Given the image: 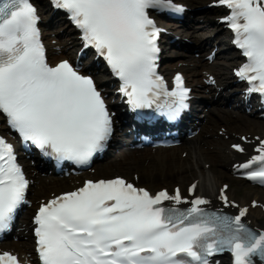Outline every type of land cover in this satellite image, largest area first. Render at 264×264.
I'll return each instance as SVG.
<instances>
[{"label": "snow or ice", "instance_id": "snow-or-ice-1", "mask_svg": "<svg viewBox=\"0 0 264 264\" xmlns=\"http://www.w3.org/2000/svg\"><path fill=\"white\" fill-rule=\"evenodd\" d=\"M54 2L82 31L85 47H93L123 81L121 91L133 108H150L162 95L173 98L171 118L186 106L182 77L168 92L156 73L161 29L149 9L182 11L172 0ZM219 3L230 9L225 19L248 59L237 75L253 85L250 92L264 95V0ZM37 22L30 0H0V113L45 155L86 165L112 133L110 114L90 77L67 61L47 63ZM259 151L242 167L258 163L247 177L264 184V142ZM28 183L13 146L0 137V233L25 202ZM221 199L229 203L223 189ZM164 201L188 203L179 189L152 195L122 178L86 181L42 204L34 217L41 264H210L209 257L226 250L234 264H254V257L264 262V232L246 226V209L228 216L208 211L202 206L209 201L199 197L186 209L164 207ZM0 264L19 262L3 252Z\"/></svg>", "mask_w": 264, "mask_h": 264}, {"label": "bare ground", "instance_id": "bare-ground-1", "mask_svg": "<svg viewBox=\"0 0 264 264\" xmlns=\"http://www.w3.org/2000/svg\"><path fill=\"white\" fill-rule=\"evenodd\" d=\"M180 1L186 3L190 9H194L197 5H202L204 1L205 3H209L211 0ZM174 33L180 35V37L187 38L190 41V45L179 43V45H182V50L186 52L175 53L173 59L178 58L177 61L171 65H164L162 70L168 72L182 63H187L191 67H179L177 70L185 73L188 83L194 87L193 93L195 94H198L196 92L197 84H202L200 80L202 70L213 72L219 80L220 85H225L226 88H229L233 80L226 76L225 70L227 68L225 66H221L219 63L208 65L204 61L196 60L193 55L195 49L204 51L209 45L225 44L219 37L221 34L220 29H215V31L211 32L207 31L200 35L187 30H175ZM57 34L60 36L59 32ZM63 44L66 47L68 45L74 46L76 40L72 39L70 44L64 41L60 45ZM168 46L165 45L163 49L165 54L167 53ZM61 58L63 56H59L57 59ZM173 59L170 58V60ZM230 61L228 64L232 66L234 59L230 57ZM204 88L206 90L209 87ZM215 94L216 91L213 90L210 96H202L203 104L206 107L210 105L211 108L209 111H205L201 131L196 138L186 141L179 148L156 150L155 152L149 150L137 152L122 148L120 149L121 152L111 156L107 162L94 167L95 176L109 177L113 174H118L126 177L128 180H132L135 177L139 184L145 185L151 190H156L159 187L171 189L175 185L185 188L190 182L195 181L197 183L196 191L202 195H216L219 186L227 183L229 184V188L227 189L228 195L241 205H246L255 199L264 201V192L255 191L248 183L233 179L232 172L230 168L228 169L236 157L229 150V141L236 134L264 135V120H257L251 116H236L229 111L214 109L215 103L219 99L225 100V97L228 96L226 91L223 90L217 95L218 98H215ZM202 113L199 112L198 114ZM222 128L224 129L223 136L227 137V141L219 133ZM183 154H185L184 157L182 156ZM75 181L73 178L62 181L37 179L33 187L30 188L31 200L46 199L50 193L56 194L69 189L70 185L74 184ZM239 190H241L240 194H238ZM262 217H264V213L259 211L258 208L250 209L248 219L253 224H258L259 219ZM27 219L28 214L26 212L22 215L17 229L27 225ZM18 235L24 237V231H19ZM29 246L28 240L26 242L21 241L18 244H10V248L19 254Z\"/></svg>", "mask_w": 264, "mask_h": 264}, {"label": "rangeland", "instance_id": "rangeland-1", "mask_svg": "<svg viewBox=\"0 0 264 264\" xmlns=\"http://www.w3.org/2000/svg\"><path fill=\"white\" fill-rule=\"evenodd\" d=\"M205 3V1L203 2V4ZM209 19L211 20L212 19V17L211 16H209ZM207 23H204V24H195L196 25V30H197V32L198 33H203V32H205L203 29H204V27H205V25H206ZM60 26H58V28H59ZM207 27H208V24H207ZM213 29V26H209V30H212ZM224 47V46H223ZM207 48H209V46L207 47ZM227 47L225 46L224 47V49L223 50H225ZM173 49H175V50H173L172 52H178V50L176 49V48H173ZM229 55L228 54H221V55H219V57L217 58V61L216 62H219V63H221V64H225V59L228 57ZM196 58V57H195ZM196 60H199V61H202L203 60V56H202V58L201 59H199V58H196ZM172 63H174V62H172ZM238 194H240V193H238ZM263 221H264V217H262L261 219H259V223H263Z\"/></svg>", "mask_w": 264, "mask_h": 264}]
</instances>
